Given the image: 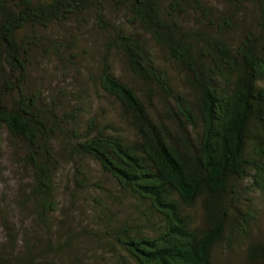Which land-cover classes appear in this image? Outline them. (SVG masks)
Returning a JSON list of instances; mask_svg holds the SVG:
<instances>
[{
  "label": "trees",
  "instance_id": "trees-1",
  "mask_svg": "<svg viewBox=\"0 0 264 264\" xmlns=\"http://www.w3.org/2000/svg\"><path fill=\"white\" fill-rule=\"evenodd\" d=\"M41 62L90 69L132 138L97 117L82 126L81 109L60 112L57 98L31 92ZM0 131L23 150L31 185L21 206L43 231L63 155L94 162L131 200L113 213L96 199L97 236L114 264H216L219 249L237 247L242 264H264V239L251 238L253 195H264V0H0ZM80 165L75 183L88 190ZM7 231L0 264H53L75 249L72 235L54 246Z\"/></svg>",
  "mask_w": 264,
  "mask_h": 264
},
{
  "label": "rangeland",
  "instance_id": "rangeland-1",
  "mask_svg": "<svg viewBox=\"0 0 264 264\" xmlns=\"http://www.w3.org/2000/svg\"><path fill=\"white\" fill-rule=\"evenodd\" d=\"M208 1L214 4L220 2V0ZM158 59L166 62L164 67L169 70L173 81H177L175 79L177 72L167 63L164 56L158 53ZM114 70L118 76L129 80L117 61L114 62ZM87 71L89 72L90 69L74 71L69 68L61 73L55 68L54 63H34L30 70L28 88L31 92L40 91L44 101H50L51 96L57 98L58 103H56L60 112L81 109L82 126H85L89 118L97 117L100 118L99 122L103 124L108 122L117 131L132 138V129L121 117L117 103L105 96L87 79ZM70 91L77 92V95H83L84 98L76 103L73 98L65 94ZM152 103L156 110H159L154 100ZM56 136V140L60 142L62 140L60 133ZM17 146L19 143L16 142L14 145L9 141L6 132L0 131V246L5 254L10 252L12 243L7 239V230L10 229L13 235L17 234L18 239L21 237L20 234L26 232L30 233V236L38 234L44 239L49 238L54 246L62 244L64 238L72 235L71 245L75 249L64 250L57 254L52 259L53 264H114L97 236V230L101 229L99 226L101 219L96 199L103 200L113 213L128 208L131 200L118 190L109 176L102 174L94 162L87 160L80 165L79 160L72 161L70 157L58 155L59 171L55 181L57 211L51 217L50 231H43L42 228L34 225L30 217L28 209L30 204L24 203L21 206L31 185V172L18 161L23 150ZM56 149L60 151L59 146ZM75 164L80 165V169H84L82 176H86L88 182L91 181L88 190L76 186L75 178H80L81 175L76 173ZM253 198L256 221L251 228V238L260 240L264 239V195L257 192ZM196 220H201V215L198 213ZM18 246L22 249V241H19ZM216 256L218 258L216 264H242L244 247L233 249L231 254L227 251L221 254L219 249Z\"/></svg>",
  "mask_w": 264,
  "mask_h": 264
}]
</instances>
